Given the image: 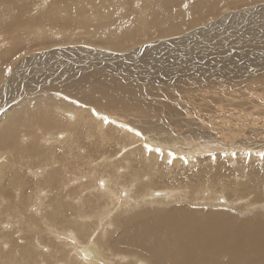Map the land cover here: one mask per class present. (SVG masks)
Returning <instances> with one entry per match:
<instances>
[{
    "label": "bare ground",
    "instance_id": "bare-ground-1",
    "mask_svg": "<svg viewBox=\"0 0 264 264\" xmlns=\"http://www.w3.org/2000/svg\"><path fill=\"white\" fill-rule=\"evenodd\" d=\"M101 1L99 2L102 3ZM141 1L143 2L145 0H141ZM153 1L151 0L150 2H153ZM235 1L243 2V0H233L231 3H235ZM179 2L181 3V1ZM258 2L260 3L244 8V9H241V10L238 9L236 11H231L228 14L226 12H222L221 14L223 15H219L218 17H215L214 19H210L209 21H207L205 26L202 25L203 27L201 26L197 27L196 25V27H191L192 29L180 35H176L172 37L166 36L164 38L154 40L151 43H145L139 49L137 48L135 51L131 52L130 54L128 53L127 55L126 54L124 55L122 51H119L120 49L119 47H121L122 41H120L118 37L115 36L110 39L109 36H105L102 39L101 37L99 38L101 39V43L95 41L93 38L92 43H94V46L96 44V46L92 48L93 50H87L86 48H85L86 50L83 49L85 50L87 54H90L91 56L89 57L85 56V58H83L84 61H81V62H78V61L75 62L76 60L75 61L69 60L68 64H71L70 67H67V65L65 67L63 66L55 67V65L58 63H55V64L51 63L52 64L51 67L49 68L47 67L45 68V70H44V67L42 68L34 67V66H37L38 63H40L41 61H44L43 64H45L48 61H51L56 56H59V54H57L58 52L57 50L55 51L54 50L50 51V50L51 49H61L60 47L65 48L66 46H64L63 42L61 41L60 43H55L50 49L41 50L45 52H42L41 54L40 53L36 54L35 56L33 55L34 57L33 60L35 61H33L32 64L34 66L26 67V69L29 70L27 71L28 73H23L25 71H22L21 67H15L13 69V75L17 72H18V75L14 77L12 75L9 77V79L7 78V80L0 83L2 86L1 91H0V97L3 96L2 98H0L1 101L3 100L2 104L0 105V136L5 137L8 135L7 134L8 132H12L11 141L15 142V146H10V150H8L7 152H2L5 149H7V147H2V146L0 147V155L3 156V158L0 157L1 159L0 161L1 178L6 179L7 181H11L9 170H7L6 169L7 167L5 168L4 166H9V164H13L14 162H17V160L18 161L20 160V163L17 164L16 169H15L17 173L19 172L18 176H20L21 174L25 175L27 173L25 169H28V168H29L28 173L34 174L35 171L32 170L34 168L32 165V162L35 161L36 159L37 161H42L41 166L44 165L46 168V174L38 176L39 180L42 179L44 180V183H45L51 174L56 172L59 168L61 167L63 168L68 163L69 161L68 158L70 157L72 158V156L69 157V153L67 152H65L66 154L63 155V150L61 148L59 150L62 152L63 156L59 158H58L59 156L58 154L60 152L58 154L57 152L56 154L52 152V147L54 145H56V147L58 145L65 147V146H68V144L71 142L70 134H67L68 131H70L69 126L72 125V123H70L69 120L70 119L72 120L73 113L80 114L78 111L74 110V108H71V106H69V103H67L66 105H64L63 103L55 104L52 101L47 99L48 96L50 97V95H52L53 93H56L57 91L59 93L62 91V93L69 94L73 98L78 99L81 102H86L89 105L96 106L102 115H105V114L108 115L111 120L117 121L118 123L131 124L134 127L144 129L146 131V134L149 137L147 142L150 143L153 147H160L163 150V158H161V156L156 153H152L149 155L145 152H142V154L143 153L147 154V161L152 159L155 162L161 160L163 163H165L168 161V159H170V157L168 156L169 152H172L175 154V158L173 160L184 161L186 159L188 163H191V164L194 162H200L199 160L206 161L208 159L213 158L214 156H220V155L224 157H229V158L231 157L233 160H236V159L243 160V156L247 153H249V157H248L249 159L253 158L255 160L259 156V154L262 153L260 149L264 150V146L262 147V144H264V129L260 131L258 126L254 127V124H252L253 122L250 123L247 120L248 115L245 114V111L247 110L246 107H247L248 101L244 99V97L242 96L240 97L241 98V101L239 99L240 103L237 105L234 104L235 108L232 110L231 106L233 105V93H228L231 90V87L226 88V90L223 88L224 89L222 90L223 94L221 95H218L210 99H206V100L198 99L195 101H192V100L185 101V100H182L180 97L175 98L173 101L172 100L173 97L168 96V92L171 89L178 92L180 88L187 89L188 87H192L193 89H202L206 87V84L203 87L202 83L206 82L205 79H207L208 76H212L214 77V79L216 78L215 76L219 78L226 77L225 81L229 79L230 82H236L241 76L236 78L235 79L236 81H235L231 79L233 78L232 75H246L247 74L249 76V74H254L253 75L254 77L253 76L252 77L256 79L255 81L259 80L260 76L256 74H258V72L260 73L262 72H261V69L259 70L257 67H255L257 62H254L255 60H254L253 55H251L250 58L247 57L248 62H252V63L247 64V67H245V69H242L241 66L238 67L235 61L233 60L235 56L237 57L241 56L238 53L232 56L229 53L233 59H227L226 57V61L222 60L221 62L217 61L218 57L215 58L214 55H212L213 56V60L211 59L212 62L208 60L209 57H206L208 54H211L212 49L215 51V49L220 50L221 48L224 50L225 49L231 50L233 48H237L240 50L238 52H241V54L249 55V53H247L246 50H249L250 52V50H252L253 47L258 48L260 44H262V43L255 41L253 39L254 36L252 35L255 34L254 32L256 31V29L261 30L264 33V28L250 27V30H248V32L245 33L243 31V29L247 27L248 17L254 24H256L258 21L260 23L262 21L264 22V19L260 18V20H258L256 18L258 15L264 14V2L261 3L260 0H258ZM172 5H173V2H172ZM94 10H95V6H94ZM96 12L98 11L96 10ZM55 13L57 12L55 11ZM144 13L145 12L143 10L142 14ZM52 15H53V12H52ZM56 17H59V16H56ZM137 18H138V21L141 22L142 18H140L139 13H138ZM180 18L178 19V21L180 20ZM260 23L258 25H260ZM100 25H103V23ZM215 25H218V28H216ZM56 26L57 25H55V27ZM178 26H172V27L169 26V29H170L169 33L174 34L180 31V27ZM232 27L238 29L237 32L235 31V33L239 34V36H241L244 32L243 38H240V40L231 42L230 38L232 37V34H229V32L230 30H232L231 29ZM139 28L140 27H138V29ZM248 28L249 27H247V29ZM86 29H87V26H86ZM212 29H220V32L214 30L215 32L212 33L213 32V31L211 32ZM29 30H32V29H29ZM33 30H36V29H33ZM95 31H100V30L95 29ZM29 32L31 33V31ZM76 32L78 34V31ZM96 33H98V35L96 34L97 36L101 35L99 34V32H96ZM27 34L28 32L26 33V36ZM140 34H142V32ZM143 34H145L146 36L147 32H144ZM219 34H221V36H219ZM88 36L93 37L95 35L92 34ZM228 36H230L229 40H228ZM218 37H221L218 40L225 39L224 41H220L221 43L219 42L220 45L222 44L221 45L222 47H220L218 43V40H217ZM227 41H230V43H226ZM85 42L87 43L90 41H85ZM200 42L202 44V47L199 49ZM92 43H88V44L90 45ZM0 44H3V43L0 42ZM251 44L252 46L249 47ZM161 47L168 48V49L170 47L169 52L172 56L165 54V52L162 54L163 50ZM171 48L173 49L171 50ZM68 50L71 51L72 49L71 50L67 49L66 51H63V52L61 51L62 55L64 53H67ZM199 51L201 54L205 52L206 55H201L200 59L197 60V57L199 56H195V54H199ZM35 53H38V51ZM179 54H182V57L183 55H188L187 57L193 56L196 58V60L193 61L191 59V61L187 60L182 63V61H180L181 59H179L180 58ZM63 57L65 58V56ZM28 59L30 60L29 56H28ZM25 60L27 61V59ZM93 62H98V63L93 64ZM104 62H108L109 64L107 63L105 64ZM139 62H140V65L137 66L136 64H138ZM101 63H104V64H101ZM110 63H113V64H110ZM77 64H81L82 66L77 65ZM86 64L88 65L83 66ZM94 68H97L99 73H94L93 71ZM139 68L141 69L139 70ZM38 69L41 71L40 73H36V76L38 77L37 78L35 77V78L38 79V82L29 83L30 77L35 76V72ZM201 70H203V72ZM32 71H33V74H32ZM19 72H22L23 74H20ZM69 75L75 76L76 79L69 78V80H67V77ZM55 76L57 77V79L60 78V81H62V84L60 85L62 86L61 91L60 89H57L58 87L54 88L55 85H53V80ZM14 78H16L15 80L17 79L19 80L18 81L19 88L17 92L26 96L25 99H21L22 97L21 96L20 99L15 102L12 100H8L6 97V92L4 93L3 91V89L6 90L7 88L10 89L13 87L12 85L14 84ZM26 80L28 82L25 83ZM135 82H137L136 86H134ZM152 82H154L156 85L162 88L161 93L164 94V96L166 97L157 96L153 98V101L148 99L150 98L149 95H146L145 99L141 97L139 93L142 87H139L138 85L142 84L144 85V88H145V85L149 86ZM44 86H48V89H46V87ZM240 87L245 89V87L243 86H240ZM233 88L235 87L233 86ZM226 95L228 96V99H225ZM160 98H164V100L161 101ZM218 99L220 100L221 106L219 105L218 107L214 108L215 103ZM188 101H191V102H188ZM55 105H57L58 112L61 115L57 114L56 112H53L52 110L51 111L49 110L50 108L52 109V107H56ZM239 107H240V110L238 111L237 109ZM213 109H214L215 115H218V116H215L214 120L212 121L210 114H207V112H212ZM31 111L33 114L31 113ZM80 111L82 115H85V122H84L86 125L85 127L86 132H84L85 134L94 132L92 128V126L94 125L98 129V131H101V133L106 127H108V125H105L102 121L91 117L89 111H87L86 109L81 108ZM49 113H51L54 116V119H52L53 117ZM201 113H204V114H201ZM234 115L236 117V119H234L236 123L225 124L224 119L233 117ZM208 117L209 119H207ZM67 123L71 125L68 126ZM181 124H184L187 127L188 126L193 127L192 126L193 124L194 128L197 130L196 134H200L201 136L205 135L211 139V142H208L209 145L206 146L201 143H197V144H194L192 148H190L189 147L190 143L188 142L187 138H185L184 136H182L181 133H179L180 129H178V127L181 128ZM247 124H251V125H247ZM52 125L53 127L59 128L58 130L60 132L62 131V133H56L55 131L56 134L55 135L52 134L51 130L47 129L51 127ZM114 125L118 127V124H114ZM229 126L236 127V128L231 129ZM165 127H168L170 129L166 139L165 137H163V134H162V132L166 129ZM262 128H264V124L262 125ZM18 129L22 130L24 135H27V137L25 138V143L22 140L23 134L21 135V133L18 132ZM75 133H74V138L76 139L77 142H81L76 137L77 134ZM124 134L125 136L123 135L124 138L122 139H124L125 142L128 143V145L130 146L129 148L135 149L140 144L139 142H141L142 144L145 143V141L140 140L139 138L135 137L133 134L128 133L126 130ZM88 139H91V138H87V140ZM110 139L111 141H113L114 137L111 136ZM210 139L208 141H210ZM3 140H6V139H3ZM7 140L5 142H7ZM196 140H198V138ZM17 142L20 144L16 145ZM22 142L24 144H22ZM85 143L87 144V142ZM58 147L55 149H58ZM233 153H235V155H233ZM65 155H68V156H65ZM181 157L185 159H181ZM137 159H133V160H137ZM56 164L58 165L57 168L55 167ZM250 164L254 165V163H251V162ZM162 167H164V165ZM210 167H212V165H210ZM261 167L259 166V168ZM96 168H97V171L103 170L107 178L106 179L107 183L103 182V187L99 188V191L100 192L103 191V193L101 195V198L96 199L95 202L97 204L101 199L105 201L107 198L108 201L106 202V205L109 210H115L117 212H120L121 202L118 198V192L121 193L120 186H123V187L129 186V194H131L130 197H128L129 194L127 195V192L126 193L122 192V196L127 195V197L124 198L125 201L127 202L129 201L130 203V201L134 199V200L140 201L139 205L143 204L147 206L149 204H153V203H156V201H158L156 200V198L152 199L151 197H154L155 194L157 195L159 194L158 193L159 191L157 193L153 191L160 184L164 185V189L173 190V193H171V195H172V198H174L175 200L181 199L182 194H185L186 192L187 193L190 192L191 198L195 196V198L193 199H199L202 201V203L207 202L210 205H213V203L216 202L217 204L223 205L222 207L224 208H219V211L216 209L215 216H207L205 213H204V216H202V213L200 212L201 214L199 213L198 215L200 217L199 220L192 219L194 216H196V210L192 211L184 207L183 208L177 207V208H181L178 212H175V213L171 212L173 215L175 214L178 216L170 217L171 214H169V216L153 214L151 220H147V217L146 219L142 217L140 218L137 217V220H136L133 216L131 217V219L128 218L129 219L128 221L123 220V223L125 221L129 223L130 225H137L135 226V231L138 232L140 235L139 240L142 235L144 236V239H145L143 240L144 245H142L143 242L141 243L142 247L148 246L149 251L151 250L156 254V258H155L156 260L153 258L155 260L154 264L155 263L157 264H264V217L253 218L251 216H244V215H235V214L229 215L227 212L228 209H230L229 207H231L233 203L237 202L235 203L236 204L235 206L239 204L242 205L241 202L243 200L245 201V204L243 205L244 209L247 211L249 209L251 210L252 206L258 205L256 199L260 200V197H261V200H263L261 203L263 204V208H264V196L261 194V192H260L261 196H258L260 195L259 190H261L260 187L262 185L258 180L254 179L252 176H249L248 182L247 180H245V177L243 175L247 173V169L243 167H238L237 173L235 172L231 173V170H230L228 173L226 172L227 175H225L224 177L222 176L223 178H219L220 176L216 177V175L215 177L212 178L211 176H209L210 172L208 173V170H207L209 167L206 168L205 166H203L201 169H199V171L197 170L198 171L197 173L199 174H196L195 176L193 174L192 177L183 176L180 179L178 176L168 177L166 173L161 172L162 169L164 168H162L161 171H160V168H155L152 174V179H150L147 182H144L143 180L141 181L140 176H137V178L134 176H131L132 180L130 182L128 181V182L123 183V179H125L124 176L120 174H116L115 170H114V173L111 175L108 172V170L104 169L103 164L98 165ZM251 168H255V167L252 166ZM211 169L215 171V173L217 172V166ZM187 173L189 174V172ZM163 176H166L165 180L163 179ZM35 179L37 180V178ZM25 181H28V177L25 178ZM75 182H80V177H76L72 183H75ZM66 187L67 186L65 184L61 185L58 188V191ZM187 187L189 188L190 191L187 189ZM53 188L54 186H51L50 189H53ZM8 189L10 188H9V183L7 184V182L4 183L2 186H0V191L2 192L6 193ZM204 191H206L205 192L206 194L203 193ZM247 191L250 192L252 196H248L246 194ZM14 192L16 194L18 193V191H15V190ZM15 193L13 195H15ZM6 194H8V192ZM56 194L58 195V192ZM243 194H246V197ZM167 195L168 194H166V196ZM234 196L236 197L235 200H233ZM196 197H199V198H196ZM58 198L59 197H56V199ZM43 201L44 199H42L41 203H43ZM72 201L76 202V204L80 202V201H77L76 199ZM32 202L33 200L31 199V203ZM41 203H40V206L36 204L37 206L33 209V212L28 211L27 207L25 208L23 205H21L23 210L25 211L27 210L25 214L23 215V217H21V219H19L18 215L16 214V211H19V210H15L14 212L11 213V215H6V212H5L0 217V223L3 220L1 218L4 216H6V218L12 219L11 222H13V227L11 226L8 227V228L11 227L12 229L11 232L7 231V233H5L4 231H1L2 233L0 235V264H37L39 263L38 261H41V260H44L46 264H50V258L52 259L51 254H49L48 252L49 250H47L45 248V244H43L45 236L48 234V228L45 222L46 219H44V216H43L47 212L44 209V207L41 205ZM66 204L67 203H65V206ZM54 205H56L57 207L56 210H51L49 208V211L51 212L52 215H56L57 211L63 208L64 206L62 202L56 203ZM74 206L75 204L73 205V207ZM0 207H2V205H0ZM1 209L2 208H0V210ZM124 210H126V208ZM234 210H237V209L235 208ZM80 212L81 211L79 210V214ZM90 212L91 211H89V213ZM0 214H1V211H0ZM70 215H71V219H66L68 221V224H70L79 233L84 231L85 237H90V227L87 224L89 222L87 220L88 218L86 219L85 216L82 214L76 217L72 216V213ZM36 216H39V217H36ZM78 217H79V220H78ZM106 217H103L101 219V223H103L104 226H105V222L107 221ZM29 219L32 220V223L30 226H28ZM142 223H147V224L141 226L140 224ZM40 224L43 226L42 230L40 229ZM31 226H33L35 230H31L30 229ZM26 227H27V230H26ZM14 230L16 231L19 230L18 232L20 236H22L21 238L23 239V242H22L23 245H21L22 243L19 240H18L19 242H17V240L15 239L16 237L13 232ZM51 230L53 232V230L55 229H51ZM128 230L129 232L128 231L127 232L130 233L131 232L130 229ZM35 231H37V233H35ZM52 232L48 234L49 235L48 237H50L51 242H52V237H53ZM65 236H70L69 239H76L75 235L71 234L70 232L65 233L64 237ZM131 236L124 235L123 243L121 240H120L121 241L120 243H122V245L125 247H134L135 245H138V247H141V245L138 244L139 243L138 238L134 237V235H131ZM147 236L150 238V240L147 238ZM119 239L120 237L118 236V238L115 241L113 240L112 241L118 243ZM65 240H68V237H65ZM87 243H88V240L86 239V244ZM108 243L110 242H107V244ZM64 244L67 247L68 243H64ZM99 246L101 247L100 249L101 252H103L104 245L100 244ZM66 247H64V249H67ZM116 247L117 245L115 246V248H112V246L111 247L109 246V250L110 248L116 249ZM75 252L78 253V255H80L83 259L77 258L76 261H73L70 258V256L72 255H69V258L64 260V263L92 264L98 261V255H100L98 252V249L94 246L92 241L89 244V246L83 245L82 247L77 248ZM142 254H144V252ZM103 256H106V254H103ZM129 257H130L129 255L122 256L120 262L122 264H142L140 262L141 260L139 257L137 256H131L130 258ZM56 258H59V257H56ZM84 258L87 260H92V261H86L84 260ZM30 261L31 263H29ZM151 262H153V260ZM104 264H107L105 260H104ZM109 264H112V263H109Z\"/></svg>",
    "mask_w": 264,
    "mask_h": 264
},
{
    "label": "rangeland",
    "instance_id": "rangeland-1",
    "mask_svg": "<svg viewBox=\"0 0 264 264\" xmlns=\"http://www.w3.org/2000/svg\"><path fill=\"white\" fill-rule=\"evenodd\" d=\"M99 1H101V0H99ZM99 1L98 0H93V1L92 0H0V42L3 43V44H0V83L7 80V78L9 79V77H10V76H5V74H4L6 67L10 66V67H12V69H14L15 67H21L22 71H25L23 73H28L27 71H29V70L26 69V67H33L34 66L32 64L33 61H35V60H33L34 59L33 55L35 56L36 54H39V53L41 54L42 52H45V51H41V50L50 49L55 43H60V41L63 42L64 46H66L65 48L60 47L61 49H51L50 50V51L57 50L59 52V53L57 52V54H59V56H56L51 61H48L45 64H43L44 61H41L40 63H38L37 66H34V67H41V68L44 67V70H45V68H47V67L49 68V67H51L52 64H55V63H58L55 65V67L56 66L57 67L58 66L59 67H62V66L65 67L66 65H67V67H70L71 64H68L69 60H73V61L76 60L75 62L84 61L83 58H85V56H87V57L91 56L90 54H87L85 52V50L86 49L87 50H93L92 48H94L96 46V44L94 46V43H92L93 38L95 41L101 43V39L105 36H109L110 39L115 37V36L118 37V39L120 41H122L121 47H119L120 48L119 51H122L124 55L125 54L127 55L128 53L130 54L131 52L135 51L137 48L139 49L145 43H151L154 40L164 38L166 36L172 37V36L180 35L186 31H189L190 29H192L191 27H196V25H197V27H199V26L203 27L206 25L207 21H209L210 19H214L215 17H218L219 15H223V14H221L222 12H226L228 14L231 11H236L238 9L241 10V9H244V8H247V7H250V6H253L255 4L260 3V2H258V0H253V1L248 0L249 2L246 0H243V2H236L235 1V3H231L233 0H158V1L152 0L154 3L150 2L151 0H145L143 2L141 0H111V1L110 0H102L101 1L102 3H100ZM179 1H181V3ZM255 1H257V2H255ZM260 1H261V3L264 2V0H260ZM172 2H173V5H172ZM147 3H148V5H147ZM79 4H81L82 6ZM185 4L188 5L187 9L184 8ZM137 5H139V7ZM94 6H95V10H94ZM108 6H109V8H108ZM105 8H107V9H105ZM96 10L98 12H96ZM143 10L145 12L144 14H142ZM55 11L57 13H55ZM60 11H61V13H60ZM113 11H115V12H113ZM166 11H167V13H166ZM52 12H53V15H52ZM138 13H139L140 18H142L141 22L138 21V18H137ZM88 14H89V16H88ZM56 16H59V17H56ZM210 16H212V17H210ZM58 18H60V19H58ZM179 18H180V20L178 21ZM256 18L258 20H260V18L264 19V14L258 15ZM122 19H124V20H122ZM142 20H143V22H142ZM17 21L19 24L17 23ZM247 22H248L247 27H249V28L247 29V27H246L245 29H243V31L245 33L248 32V30H250V27H262V28H264V22L263 21L261 23L258 21L256 24H254L248 17ZM99 23L100 24L103 23V25H100ZM259 23H260V25H258ZM262 23H263V25H262ZM55 25H57V26L55 27ZM58 26H59V28H58ZM86 26H87V29H86ZM90 26H91V28H90ZM169 26H171V27L172 26H178V27H180V31H178L174 34H171V33H169L170 32ZM10 27H11V29H10ZM138 27H140L139 28L140 30L138 29ZM215 27L218 28V25H215ZM234 27H232L231 28L232 30H230V32H229V34H232V37L230 38L231 42H234L236 40H240V38H243V36H244L243 35L244 32L241 36H239V34L235 33V31L237 32L238 29H236ZM41 28H43V29H41ZM29 29H32V30H29ZM33 29H36V30H33ZM95 29L100 30V31H95ZM144 29H145V31H144ZM146 29H147V31H146ZM59 30H61V31H59ZM214 30L220 32V29H212L211 32L213 31L212 33H214L215 32ZM29 31H31V33ZM76 31H78V34ZM83 31H84V33H83ZM27 32H28V34L26 36ZM33 32H34V34H33ZM96 32H99V34H101V35L97 36L98 33H96ZM141 32H142V34H140ZM144 32H147L146 36H145V34H143ZM212 33H211V35H212ZM254 33L255 34L252 35V36H254L253 39L259 43H262V44H260V46L258 48L253 47L254 50L252 48V50H250V52H249V50H246L247 53H249V55L241 54V52H238L240 50L237 48H233L231 50H229V49L224 50L222 48L220 49V47H222L221 46L222 44L220 45V43H221L220 41H224L225 39L218 40L221 38V37H218L217 40H218V43L220 42L219 43V45H220L219 49L220 50L215 49V51H216L215 52L212 49L214 52L211 50V54H208L206 57H209L208 60H210L212 62V60H213L212 55H214L215 58L218 57L217 61L221 62L222 60L226 61V57H227V59H233L231 56L236 55L238 53L241 56L240 57L235 56V58L233 60L235 61L236 65L238 67L241 66L242 69H245V67H247V64L252 63V62H248V58H250L251 55H253L254 60H255L254 62H257L255 67H257L259 70L261 69V72H262V73L258 72V74H256V75L260 76L259 80L255 81L256 79L253 78L254 74H249V76L247 74L246 75H232L233 78H231L232 76L230 78L233 80H235L236 78L241 76L237 81L235 80L236 82H230L229 79L225 81L226 77L219 78V77L215 76L216 78L214 79V77L208 76V78L205 79L206 82L202 83L203 87L206 84V87H204L205 89L204 88L193 89L192 87H188L187 89L180 88V90L178 92L171 89L168 92V96H172L173 101L177 97H180L182 100H185V101H187V100L195 101L198 99H202V100L205 99L206 100V99H210L212 97L223 94L222 90H224V89L226 90V88L231 87V90L228 92V93H233V105H232L233 108L231 106V109L233 110L235 108V105L240 103V101H241L240 97L241 96L244 97V99H246L248 101V104L246 107L247 110L245 111V114L248 115L247 120L250 123L253 122L252 124H254V127L258 126L260 131H262L264 129V128H262V125L264 124V114H263L264 113V78H263L264 77V71H263L264 70V55H263L264 54V47H263L264 46V44H263L264 43V33L261 30H257V29ZM92 34L95 36H93V37L88 36V35H92ZM219 36H221V34H219ZM256 36H257V38H256ZM100 37H101V39H99ZM229 37L230 36H228V40H229ZM85 41H90V42L86 43ZM88 43H92V44L89 45ZM226 43H230V41H227ZM199 44L198 45L200 47L199 46L198 47L200 49L202 47V44H201V42ZM145 46H147V45H145ZM251 46H252V44L249 47H251ZM121 48H123V49H121ZM67 49H70V50L72 49V50L71 51L68 50L67 53H64L62 55V52L66 51ZM83 49H85V50H83ZM169 49H170V47H169ZM169 49L168 48H162V50H163L162 54L165 52V54L170 56L171 54L169 52L170 51ZM172 49L173 48H171V50ZM78 50L79 51L81 50V51L79 52ZM37 51H38V53H35ZM232 52H233V54H232ZM234 52H236V53H234ZM204 53L205 52H203L201 54L199 51V54H195V56H199V57H197V60L200 59L201 55H206V53L205 54ZM229 53L231 54V56ZM179 55H180L179 59H181L180 61H182V63L187 61V60L191 61V59L193 61L196 60V58L193 57L192 55L191 56L193 58L187 57L188 55H183V57H182V54H179ZM28 56L30 57V60L28 59ZM63 56H65V58ZM78 56H79V58H78ZM236 57H237V59H236ZM244 57H245V59H244ZM25 59H27V61ZM238 60L240 61V63ZM129 61H131V60H129ZM95 63H98V62H93V64H95ZM104 63L109 64L108 62H104ZM104 63H101V64H104ZM110 64H113V63H110ZM77 65L82 66L81 64H77ZM87 65L88 64L83 65V66H87ZM136 65L137 66L140 65V62ZM139 67H141V66H139ZM140 69L141 68H139V70ZM96 70H97V68H94V70H93L94 73H99V71L98 70L96 71ZM201 71L203 72V70H201ZM40 72L41 71L39 69L36 70L35 76L30 77L29 83L38 82V79H36L38 77V76H36V73H40ZM19 73L23 74L22 72H19ZM32 74H33V71H32ZM16 75H18V72L15 73L13 75V77ZM69 78L70 79H76V77L73 75H69L67 77V80H69ZM15 79L16 78H14V84L12 85L13 86L12 88H10V89L7 88L6 90L3 89L4 93L6 92L7 99L12 100L14 102L19 100L21 96H22L21 99L26 98V96L17 92L18 88H19V82H18L19 80L18 79L15 80ZM220 81H221V83L222 82L223 83L221 84ZM250 81L251 82L253 81L252 82L253 85L251 84ZM26 82H28V81L26 80L25 83ZM244 82H245V84H244ZM61 84H62V81H60V78L57 79V77L55 76V78L53 80V85H55L54 88L58 87L57 89H60V91H61L62 90L61 89L62 86H60ZM136 85H137V82L134 83V86H136ZM138 86L142 87L139 94L141 95V97L143 99H145L146 95L150 96V98H148V99L151 101H153V98H155L157 96L166 97V96H164V94L161 93L162 88L160 86L156 85L154 82H152L149 85L150 87L145 85V88H144V85H142V84H140ZM224 86H226V87H224ZM233 86L235 88H233ZM240 86L245 87V89H243ZM44 87H46V89H48V86H44ZM1 88H2V86L0 84V91H1ZM58 93H59L58 91L56 93H53L52 94L53 96L50 95V97L48 96L47 99L52 101L55 104L63 103L64 105H66L67 103H69V106H71V108H74V110L78 111L80 114L73 113L72 114V120L71 119L69 120V122L72 123V125L67 123L68 126L71 125V126H69L70 131H68V133H67V134H70L71 142L68 144V146H65V147L58 145L59 146V147L57 146L58 149H55L57 147H56V145H54L52 147V152H54L55 154H56V152H57V154L60 152L58 154L59 155L58 158L63 156L64 154H66L65 152H67V153H69V157L72 156V158L71 157L68 158L69 159L68 163L66 161L67 164L63 168L61 167L56 172L51 174L45 183H44V180H42V179L39 180L38 176L46 174V168L44 165L41 166L42 161H37L36 159H35V161L32 162V165L34 167L32 170L35 171L34 174L28 173L29 172L28 171L29 168H28V169H25L27 172L25 175L21 174L20 176H18L19 172L17 173L15 171V169H16L17 164L20 163V160L19 161L17 160V162H14L13 164H9V166H4L5 168L7 167L6 168L7 170H9V174L11 176V181H7L6 179H2L1 175H0V183L2 182L0 184V186H2L4 183L7 182V184L9 183V188H10L6 191V193L8 192V194L0 191V193H1L0 196H2V197H0L1 198L0 199V205H2V207H0V208H2L0 210L1 211L0 217L5 212H6V215H11V213L14 212L15 210H19V211H16V214L18 215V218L21 219V217H23V215L25 214V212L27 210L30 212H33V209L37 205L40 206L42 199H44V201H43V203H41V205L44 207V209L47 212L43 216H44V219H46L45 222H46V226L48 228V234H50L52 232L51 229H55L52 232L53 233L52 242H51L50 237H48L49 236L48 234L45 236V239H44L45 242L43 241V244H45V248L47 250H49L48 252H49V254H51V257L53 259L52 260L50 258V264H67V263H64V260L69 258V255H72V256H70V258L73 261H76L77 258H82L80 255H78V253L75 252V250L79 247H82L83 245L89 246L91 241L93 242L94 246L98 249V252L100 254V255H98V261H96L92 264H104V260L107 264H109V263L122 264L120 262L121 257L126 256V255L127 256L129 255L130 257L131 256L139 257L141 260L140 262L142 264H151V263L154 264V262L156 260L155 259L156 254L151 250L149 251L148 246L145 245L146 247H142V245H144L143 240H145L144 236L142 235L140 240H139L140 235L138 232L135 231V226H137V225H130L129 223L125 222V221L129 220L128 218L131 219V217L133 216L137 220V217L138 218L142 217L145 219L147 217V220H151L153 214L165 215V216H169V214H171L170 217L178 216L175 214L173 215L172 213L178 212L181 208L184 207V208L190 209L192 211L196 210V216H194L192 219L199 220L200 217L198 215L200 212L202 213V216H204V213L207 216H215L216 209L219 211V208H224V207H222L223 205L217 204L216 202L213 203V205H210L207 202L202 203V201L199 199H193V198H195V196H193V198H191L190 192H188V193L186 192L185 194H182L181 199L175 200L174 198H172V195H171V193H173V190L164 189V185L160 184L153 191L155 193H157L159 191L158 192L159 194L158 195L155 194L154 197H151L152 199L156 198V200H158V201H156V203L149 204L147 206L143 205V204L139 205L140 201L134 200V199L132 201H130V203H129V201L128 202L125 201L124 198H126L127 195L129 194V186H127V187L126 186L125 187L120 186L121 193L118 192V198L121 202L120 203V212H117L115 210H109L107 205H106V202L108 201L107 198L105 201L103 199H101L97 204L95 202L96 199L101 198V195L103 193V191H101V192L99 191V188H101V182L107 183L106 182L107 178H106V175L103 172V170L97 171V168H96L98 165H101V164H103L104 169L108 170V172L111 175L114 173V170H115L116 174H120V175L124 176L125 179H123V183L128 182V181L130 182L132 180L131 176H134L136 178H137V176H140L141 181L143 180L144 182H147L150 179H152V174H153V171L155 170V168H160V171L162 168H164V169H162L161 172L166 173V175L168 177L178 176L181 179L183 176L192 177L193 174H194V176L196 174H199L197 172L203 166H205L206 168L209 167L207 170H208V173L210 172L209 176H211L212 178L215 177V175H216V177L220 176L219 178H223L225 175H227L226 172L228 173L231 170V173H234V172L237 173V171H238L237 168L243 167V168L247 169V173H245L243 175L245 177V180H247V182H248L249 176H252L254 179L258 180L262 185V186L260 185L261 190H259V194L261 192V194L264 196V158L261 156V154H259V156L255 159L257 162L253 158H250V159L248 158L249 153H247L243 156V160L242 159L233 160L231 157L229 158V157H224V156L220 155V156H214L213 158L208 159L206 161L204 160L205 162L203 160L202 161L199 160L200 162H194L192 164L188 163L187 160H186L187 161L186 163H184L185 160L184 161L173 160L171 164H168V162L163 163L161 160L155 162L154 160L150 159L147 161V154H144V153L142 154V152H144L143 149L141 147H138V146L135 149L129 148L130 146L128 145V143L125 142L124 139H122L125 136V134H124L125 130L118 128L114 124L108 125V127H106L107 129L105 128L102 131V133H101V131H98V129L94 125V126H92L94 132H90V133L85 134L84 133V132H86L85 131L86 125L84 123L85 122V115L81 114V111H80L81 108L77 107L76 105H73L70 101L62 99L58 95ZM13 94H14V96H13ZM16 95H18V96H16ZM55 95H56V97L57 96H59V97L56 98ZM45 96H47V95H45ZM2 97L3 96H1L0 98H2ZM35 97H33V98H35ZM53 97L55 98V100ZM225 97H226L225 99H228L227 95ZM160 99H161V101L164 100V98H160ZM239 99H240V101H239ZM218 100L216 101L214 108H216L220 105V100L219 101ZM237 101H239V102H237ZM2 102H3V100L2 101L0 100V105L2 104ZM188 102H191V101H188ZM55 106L56 107H52V109L50 108L49 110L50 111L52 110L53 112H56L57 114L61 115L58 112L57 105H55ZM53 108H54V110H53ZM237 110L239 111L240 107ZM247 111H249V112H247ZM31 113H32V111H31ZM49 114L52 115L51 113H49ZM201 114H204V113H201ZM207 114H210L212 121L214 120L215 116H218V115H215L214 109L212 110V112H207ZM41 117H43V116H41ZM52 117H53L52 119H54L53 115H52ZM249 117H250V119H249ZM251 117H253V118H251ZM207 119H209V117ZM234 119H236L235 115L233 117L224 119V122H225V124L236 123V121ZM247 125H251V124H247ZM192 126L193 127H189V126L187 127L184 124H181V128L178 127V129H180L179 133H181L182 136L187 138L188 142L190 143L189 147L192 148L194 146V144H197V143H201V144L206 145V146L209 145L208 142H211V139L208 138V136H205V135L201 136L200 134H196L197 130L194 128L193 124H192ZM78 127H80V128H78ZM229 127L231 129L236 128V127H232V126H229ZM116 128H118L119 131ZM165 128L167 130L165 129L162 132V134H163V137H165V139H166L170 129L168 127H165ZM47 129L51 130L52 134H54V135L56 133H62V131L60 132L58 130L59 128L53 127V125ZM55 131H56V133H55ZM18 132H20L21 135L23 134V131L20 129H18ZM11 133L12 132H8L7 133L8 135L5 137L0 136V147L1 146L7 147V149H5L2 152H7L8 150H10V146H15V142L11 141L12 140V134ZM74 133L77 134L76 137L81 142L76 141V139L74 138ZM111 136L114 137L113 141H111V139H110ZM22 137H23L22 140L25 143V138L27 137V135L23 134ZM157 137H158V135H157ZM202 137L205 139H203ZM9 138H10V140H9ZM17 138H18V136H17ZM87 138H91V139L87 140ZM197 138H198V140H196ZM3 139H6V140L8 139V140H7V142H5L6 140H3ZM200 139H202L203 141ZM209 139H210V141H208ZM89 141H90V143H89ZM85 142H87V144ZM192 142H194V143H192ZM4 143H6V144H4ZM24 143L22 142V144H24ZM139 143L142 145L141 142H139ZM19 144L20 143L17 142L16 145H19ZM63 144H65V143H63ZM263 146H264V144H262V147ZM60 148L63 150V155H62V152L59 150ZM125 148H127L129 150L127 152H125L124 151ZM260 151H262V153H264V150L260 149ZM65 156H68V155H65ZM0 157L3 158V156H1V155H0ZM131 157L133 159H137V157H138V159L133 160ZM78 160H79V162H78ZM0 161H1V159H0ZM249 161L251 163H254L255 166L253 164H250ZM77 162H78V164H77ZM209 164L212 165V167H210ZM163 165H164V167H162ZM244 165H245V167H244ZM258 165L260 167L261 166L262 167L259 168ZM216 166H217V172L215 173V171H213L211 168H214ZM221 166H223V167H221ZM252 166L255 168H251ZM4 167H2V168H4ZM55 167L57 168L58 165L56 164ZM0 168H1V165H0ZM132 168H133V170H132ZM223 169H225V170H223ZM177 170H178V172H177ZM209 170H211V171H209ZM253 171H255V172H253ZM187 172H189V174ZM27 177H28V181H25V178H27ZM76 177H80V182L72 183ZM165 177L166 176H163L164 180H165ZM35 178H37V180ZM30 183H31V185H30ZM33 183H34V185H33ZM13 184H15V185H13ZM64 184L67 187L64 189L61 188L62 190L59 189L60 191H58V188ZM69 185H70V187H69ZM51 186H54V188L50 189ZM12 187H13V189H12ZM31 187H32V189H31ZM187 189L189 190L188 187H187ZM14 190L18 191V193L19 192L20 193L16 194L14 192ZM9 192H10V194H9ZM57 192H58V195L56 194ZM122 192L123 193L127 192V195L122 196ZM205 192L206 191H204L203 193H205ZM14 193H15V195H13ZM97 194H98V196H97ZM166 194H168V195L166 196ZM246 194L248 196H252L250 194V192H248V191L246 192ZM246 194H243V195L246 197ZM261 194L258 196H261ZM130 195L131 194H129L128 197H130ZM56 197H59V198L56 199ZM68 197H69V199H68ZM71 197H73V198H71ZM167 197H169V198H167ZM30 198L33 200L32 203H31ZM196 198H199V197H196ZM235 198L236 197L234 196L233 200H235ZM75 199L77 201H80V202L76 204V202L72 201ZM69 200L73 203H71ZM67 201H69V202H67ZM256 201H257L258 205L252 206L251 207L252 211L250 209L248 211L244 209L243 205L245 204V201L243 200L241 202L242 205L239 204V205L235 206L236 205L235 203H237V202L233 203V205L231 207H229L230 209H228L227 212L229 215L230 214L244 215V216H251L253 218L264 217V208H263V204L261 203L263 200H261V197H260V200L256 199ZM59 202H62V204L64 205L63 206L64 209L61 208L60 210L57 211L56 215H52L51 212L49 211V208L51 210H56L57 207L54 204L59 203ZM65 203H67L68 205L66 204V206H65ZM72 204L73 205L75 204V206L73 207ZM21 205H23L25 208L27 207V210L26 211L23 210ZM76 207L77 208L79 207V208L77 209ZM137 207H139V208H137ZM177 207H181V208H177ZM125 208H126V210H124ZM235 208L237 210H234ZM79 210L81 211L80 214L84 215L86 219L88 218L87 220L89 222L87 224L90 227V237H85L84 231L81 233L77 232L70 224H68V221L66 220V219H71V215H70L71 213H72V216H75V217L79 216L80 215ZM89 211H91V212L89 213ZM69 216H70V218H69ZM36 217H39V216H36ZM64 217H65V219H64ZM103 217H106V219H107V221L105 222L106 227L103 225V223H101V219ZM118 218H120L121 220ZM1 219H3V220L0 223V235L2 233L1 231H4L5 233H7V231L11 232V230H12L11 227H13V222H11L12 219L6 218V216L2 217ZM78 220H79V217H78ZM123 220H125L124 223H123ZM31 223H32V220L29 219L28 226H30ZM146 224L147 223H142L140 225L143 226ZM9 226H11V227L8 228ZM27 227H26V230H27ZM30 229L35 230L33 226H31ZM40 229L41 230L43 229V226L41 224H40ZM128 229H130V231H131L130 233H128L129 232ZM18 231L19 230L13 231L15 234V237H16L15 239L17 240V242L20 241L22 243L23 239L21 238L22 236H20ZM68 232L75 235L76 239H69L70 236H65V237H68V240H65L64 235H65V233H68ZM35 233H37V231H35ZM124 235L125 236L134 235V237H137L138 242H139L138 244L141 245V243L143 242L141 247H138V245H135L134 247L123 246L122 243H123ZM118 236L120 237V239L118 240L119 242L118 241H117L118 243L113 242L118 238ZM147 238L150 240V238L148 236H147ZM86 239L88 240L87 244H86ZM120 240L122 241V243H120L121 242ZM107 242H110V243H108L109 245L107 244ZM64 243H68L67 247L65 246ZM50 244H51V246H50ZM100 244L104 245V251L103 252H101V250H100L101 249V247L99 246ZM115 244L117 245L116 249L110 248V250H109V246L110 247L112 246V248H115V246H116ZM119 244H120V246H119ZM21 245H23V243ZM64 247H66L67 249H64ZM69 248H71V249H69ZM114 250H115V252H114ZM143 252H144V254H142ZM45 253H47V252H45ZM113 253H114V255H113ZM145 253H146V255H145ZM103 254H106V256H103ZM109 255H110V257H109ZM56 257H59V258H56ZM84 260L92 261V260H87L85 258H84ZM152 260H153V262H151ZM112 261H114V262H112ZM38 262L39 263H37V264H46L44 260H41ZM29 263H31V261ZM75 263H77V262H75ZM155 264H157V263H155Z\"/></svg>",
    "mask_w": 264,
    "mask_h": 264
},
{
    "label": "snow or ice",
    "instance_id": "snow-or-ice-1",
    "mask_svg": "<svg viewBox=\"0 0 264 264\" xmlns=\"http://www.w3.org/2000/svg\"><path fill=\"white\" fill-rule=\"evenodd\" d=\"M139 7V5H137ZM184 8L187 9L188 5L185 4ZM5 76H11L13 74V69L12 67L8 66L5 69ZM58 95L67 101H70L72 104L76 105L79 108H83L86 109L87 111H89L91 117L98 119L100 121H102L105 125H110V124H118V127H120L121 129L126 130L128 133L133 134L135 137L139 138L142 141H145V143H143L142 145H138V147H141L143 149V151L147 154H152V153H156L158 155L161 156V158H163V150L160 147H153L150 143H148V135L146 134V131L142 128H137L132 126L131 124H124V123H118L117 121L111 120L109 118L108 115H102L101 112L98 110V108L94 105H89L86 102H81L78 99L73 98L71 95L69 94H65V93H58ZM129 149L125 148L124 151L127 152ZM233 155H235V153H233ZM168 156L170 157V159H168V164L172 163V160L175 158V154L172 152L168 153ZM261 156L264 157V153H261ZM181 159H185L183 157H181ZM186 159H185V163H186ZM101 187H103V182H101Z\"/></svg>",
    "mask_w": 264,
    "mask_h": 264
}]
</instances>
